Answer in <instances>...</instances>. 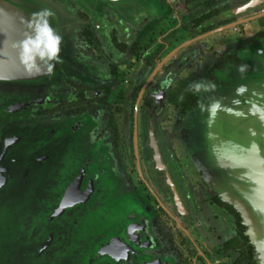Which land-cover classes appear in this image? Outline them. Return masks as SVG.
I'll use <instances>...</instances> for the list:
<instances>
[{
  "label": "flooded vegetation",
  "instance_id": "af4514ba",
  "mask_svg": "<svg viewBox=\"0 0 264 264\" xmlns=\"http://www.w3.org/2000/svg\"><path fill=\"white\" fill-rule=\"evenodd\" d=\"M192 1L169 0L173 9L179 8L176 13L185 12L184 19H177L175 29L171 26L161 34L155 49L142 46L146 55L140 54L132 37L125 38L129 33L117 9L123 0H67L66 5L49 8L54 13L50 23L70 41V55L61 46V62L52 74H46L45 68L32 81L0 80V203L37 200L43 193L49 198L44 205L50 219L31 238L21 239L23 247L6 245V260L0 263L14 264L17 259L19 264H220L222 251L229 256V264H249L250 243L237 244L235 217L222 205L227 203L201 179H187L180 158L173 157L166 144L162 154L153 131L141 118L144 111L152 117L165 107L175 111L171 134L182 149V132L204 114L209 93L228 86V79L243 80L264 65V49L247 58L243 46L227 50L224 39L217 40L223 30L235 31L237 22L263 20L264 0H236L234 5L205 0L186 9ZM223 4L229 8L223 9ZM229 9L239 10L236 15H250L230 17ZM107 24L110 50L104 55L97 43L103 35L100 28ZM206 27L210 28L201 31ZM210 31L215 32L200 37ZM260 33L264 29L253 34L238 30L240 37L251 41L254 36L264 38ZM208 36L215 38L206 43ZM127 70L124 76L121 71ZM162 70L166 77L147 91ZM27 84L52 88L51 96L47 89L46 94L29 98L30 91L23 86ZM111 84L130 87L128 109L123 107L124 95L108 99ZM196 84L202 86L199 91ZM192 98L200 104L185 108L186 100ZM109 104L114 107L111 112ZM30 106L38 108L29 110ZM29 119L37 124L30 126ZM141 150L149 157L145 176L138 172ZM108 183L119 191L118 220L102 232L83 236L79 233L83 220L100 208L88 205ZM42 186L45 189L40 192ZM63 196L67 200L61 202ZM69 242L75 243L69 246ZM251 255L254 262L253 250Z\"/></svg>",
  "mask_w": 264,
  "mask_h": 264
},
{
  "label": "rangeland",
  "instance_id": "374dc122",
  "mask_svg": "<svg viewBox=\"0 0 264 264\" xmlns=\"http://www.w3.org/2000/svg\"><path fill=\"white\" fill-rule=\"evenodd\" d=\"M9 4L20 9L25 15H27L30 19L32 18L34 13L41 11L42 9H49L53 8V4L59 5H66L67 0H4ZM205 0H194L189 2L185 8L191 10L196 5H201L202 2ZM221 1V0H219ZM238 1V0H237ZM251 2L249 4L251 5ZM225 3H229V5L237 4L236 0H227ZM249 7V6H248ZM223 9L229 8L227 5H222ZM118 14L123 20L125 28L128 31V35L125 37L126 40L129 37H132L137 44L140 46V54L146 55L147 49H144L142 46H152L154 49L158 46V40H160L161 34L168 28L172 26L174 29L176 28L175 25L177 24V19L181 22L184 19L183 14L185 12H178L176 13L175 10L179 8L171 7V3L169 0H139V3L136 2L134 4L131 0H123L121 6L117 7ZM116 10V8H115ZM239 10L237 9H229L227 11V16H235ZM180 15V17L178 16ZM106 18L109 16L106 14ZM177 15V16H176ZM242 15H246L245 12H239L236 17H241ZM250 14H247L248 16ZM175 18H172V17ZM250 17V16H249ZM263 18V17H262ZM261 18V19H262ZM101 19V18H100ZM243 19V18H242ZM241 19H237L239 21ZM251 19H248L249 21ZM246 21V22H247ZM245 22V23H246ZM58 24V23H55ZM105 24V23H104ZM116 30H121L119 27H116ZM242 29V32H251L252 34L257 30L264 29V18L263 20L257 19L254 21L247 22V24L240 23L239 27L236 28L235 31L229 29L228 31H222L218 36L219 38L224 39L227 50H231L233 46L240 45L243 49L246 48V55L247 58L249 53H254L255 50H262L264 49V38H257L256 36L253 37V40H247L243 37L238 35V30ZM102 30L103 35L100 36V40L97 43V48L101 52L105 53L110 50L108 43H107V31L109 30V24L105 25V27L100 28ZM246 34V33H245ZM249 34V33H247ZM119 35V34H118ZM216 35V34H215ZM121 36V35H120ZM215 37L208 36L205 39V42L209 43ZM125 40V41H126ZM177 40V39H176ZM247 40V41H246ZM245 41L247 42L244 45ZM251 42V43H250ZM156 44V45H155ZM212 44V43H211ZM210 44V45H211ZM156 47H155V46ZM65 51H68L72 47L70 45L69 39L63 38V43L61 45ZM208 47L209 45H204ZM258 48V49H257ZM128 49V48H127ZM241 51V50H240ZM239 51V52H240ZM152 52V50H151ZM254 63L246 64L247 66H252ZM262 66V63L259 67ZM257 67V68H259ZM257 68L252 69L251 71H255ZM82 70V69H81ZM130 71H121L123 75L129 73ZM166 70H162L160 74H156L153 78V81L148 88L147 91L152 90L155 88L156 81L160 80L165 75ZM52 74V73H51ZM153 74V73H152ZM39 78V77H38ZM244 79V78H243ZM27 89H29L30 94L29 98H35L38 95L46 94V90L48 89L49 95L51 96L50 90L52 88H37L33 85H23ZM38 89H41V92H37ZM45 89V90H44ZM253 92L255 94H259L261 97H264V79L261 80L260 83L255 85L253 88ZM130 94V87L120 89V87L114 86L113 84L109 85L108 87V99H112L113 95H124L125 101L123 103V107L128 109L131 103L129 99ZM19 98L18 96L12 98V100H16ZM264 98L254 99V103H256V108L260 111L263 121V129H264ZM215 107L218 103H214ZM213 105V107H214ZM214 107V108H215ZM38 107L30 106L29 110H35ZM114 107L109 104L108 111L111 112ZM213 110V109H212ZM258 110H256L258 112ZM214 112V111H213ZM213 112L208 114L199 115L194 120V125L187 130L182 132L183 138V150L177 145L175 138H173L174 126L173 122L176 118L175 111H169L166 107L164 108L163 113L159 112L157 115L153 116L146 114L144 111L141 112V118L143 124L145 125V121L148 124L149 128L153 131L154 138L158 142L159 146L162 149V154L164 155V145L166 144L169 148L173 157L180 158L183 162L182 172L187 177V179H201L204 181L208 186L212 189L219 192L222 190L223 183L219 178L218 173L214 167V161L217 163L218 158L217 154H214V141L211 130L215 128L218 130L220 125L213 127L216 123ZM150 118V119H149ZM149 119V120H148ZM33 124H37L36 121L32 122L29 119V124L32 126ZM142 126L141 131L145 133V127ZM212 128V129H211ZM207 129H209V135L207 134ZM171 134V135H169ZM175 142V144H173ZM209 147L212 151V154L209 150ZM161 152V151H160ZM140 154V167L138 166V172L141 176H145L150 169V165L148 160V155L145 153L144 150L139 152ZM213 155V158H212ZM216 156V158H215ZM127 158V157H126ZM165 159V156H164ZM227 159V158H226ZM126 168H128L126 162ZM229 169H225L224 174L226 175L227 182L230 181V184L234 188L236 192L237 198L240 199L242 206L245 208L246 212V221L248 222V235L251 238L253 245L255 246V250L253 248V260L256 264H264V181L260 183H250L249 181L246 182V187H243L242 180V170L239 168V163L237 159V154L231 155V166ZM228 171V172H227ZM229 173V174H228ZM241 179V180H240ZM245 179V178H244ZM116 183V181H115ZM43 185V184H42ZM118 189L119 186L116 183ZM120 185V184H119ZM106 188H103L100 195L96 198L94 197L91 200V203L88 205L89 207L95 209L100 207L96 211H91L83 220V223L80 228L81 234L83 236L90 235L92 233L102 232L104 229L107 228L111 222L113 224L118 220L119 211L118 207L120 206V196L119 191L117 188L112 189V185L108 183ZM121 187V186H120ZM44 186L40 188V192L44 190ZM41 195V193H40ZM42 197V198H41ZM49 198L40 196L37 200L30 198L29 200H21L18 199H9L4 200L0 203V261L6 260V245L15 244L16 246L23 247L25 242H21V239L31 238L37 230H39L48 220L50 219V215L47 214V203ZM29 201V202H28ZM43 211H42V210ZM174 222L177 224L176 220ZM179 226V224H177ZM182 229V228H181ZM224 231V230H223ZM228 233L230 231H227ZM110 232H105L103 236H106ZM224 233V232H223ZM78 234V233H77ZM75 242H69V246H73L72 244ZM90 243V242H88ZM87 243V244H88ZM251 243V242H250ZM252 244V243H251ZM228 255L226 252L220 251V264H229ZM23 258V254L20 255V259ZM24 260V259H23ZM14 264H19L18 260ZM4 264V263H0ZM24 264V261L22 262ZM64 264V263H63ZM75 264H84V261H77ZM244 264V263H242Z\"/></svg>",
  "mask_w": 264,
  "mask_h": 264
},
{
  "label": "water",
  "instance_id": "95a60500",
  "mask_svg": "<svg viewBox=\"0 0 264 264\" xmlns=\"http://www.w3.org/2000/svg\"><path fill=\"white\" fill-rule=\"evenodd\" d=\"M260 16H264V13ZM30 20L20 9L4 0H0V80L28 82L45 73V67H42L39 73H29L20 63L19 50L15 47L25 39L26 34L29 32L28 22ZM247 20L237 22L234 26L245 23ZM214 32L210 31L200 37H205ZM245 77L241 81L238 79L232 80L227 88H220L215 92L211 91L203 113L204 115L211 114L214 111L212 114L216 123L213 127L220 125L218 130L211 128L214 141L213 150L214 154H217L218 159L216 156L215 158L219 162L217 163L213 159L214 167L223 183L222 190L218 193L222 201L229 204L238 213L241 223L245 227V235L255 250V246L248 235L245 208L239 201L240 199L237 198L230 181L227 182L224 174L227 168L230 172L231 155L237 154L239 168L242 170V180H240L243 182V187L247 188V181L251 184L264 181L263 121L260 111L254 103L255 98L262 99L264 97L253 92L255 85L264 79V65L255 71H250ZM214 103H218V105L215 107ZM209 132V129H207L208 135ZM149 146L152 158L155 160L157 158L155 150L151 144ZM209 150L212 154L210 147ZM65 200L67 198L63 196L61 202ZM62 208L55 209L53 215H58Z\"/></svg>",
  "mask_w": 264,
  "mask_h": 264
},
{
  "label": "clouds",
  "instance_id": "9594fccd",
  "mask_svg": "<svg viewBox=\"0 0 264 264\" xmlns=\"http://www.w3.org/2000/svg\"><path fill=\"white\" fill-rule=\"evenodd\" d=\"M53 16L54 13L50 9L34 13L28 22L29 32L25 39L15 45L19 50L20 63L29 73H39L41 68L45 67L46 74H51L56 63L61 62L63 37L50 23ZM201 87L200 84L195 85L197 91Z\"/></svg>",
  "mask_w": 264,
  "mask_h": 264
},
{
  "label": "trees",
  "instance_id": "16d2710c",
  "mask_svg": "<svg viewBox=\"0 0 264 264\" xmlns=\"http://www.w3.org/2000/svg\"><path fill=\"white\" fill-rule=\"evenodd\" d=\"M185 1H187V0H185ZM210 27H206V28H204L203 30H201V31H205V30H208ZM259 36H263L264 34H262V33H260V34H258ZM190 102H188L187 100H186V102L187 103H185V108H189V107H195V106H197V105H199L200 104V102H199V100L197 99V98H192V99H190L189 100ZM183 103V104H184ZM222 205H224V206H226L227 207V209L230 211V212H232V214L234 215V217H235V226H236V236H237V244L239 243V242H242L243 244H247L248 242H249V240H248V238H247V236L245 235V227L242 225V223H241V219H240V217H239V215H238V213L236 212V211H234L231 207H230V205L228 204H224V203H222ZM247 249H248V254H247V261H248V263L249 264H255L254 262H252V260H251V251L253 250V247H252V245L251 244H249V245H247Z\"/></svg>",
  "mask_w": 264,
  "mask_h": 264
},
{
  "label": "crops",
  "instance_id": "0c3cea01",
  "mask_svg": "<svg viewBox=\"0 0 264 264\" xmlns=\"http://www.w3.org/2000/svg\"><path fill=\"white\" fill-rule=\"evenodd\" d=\"M235 79H237V78H230V79H228V81H227V82H228V86H226V87H219V88H217V89H215V90H212V92H215V91H217V90L220 89V88H227V87H229L230 84H231V81H232V80H235ZM238 80H239V79H238ZM240 81H241V80H240ZM209 98H210V97H208L207 102H208ZM207 102H206V103H207ZM204 108H205V107H204ZM203 112H204V111H203Z\"/></svg>",
  "mask_w": 264,
  "mask_h": 264
}]
</instances>
